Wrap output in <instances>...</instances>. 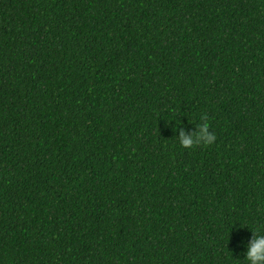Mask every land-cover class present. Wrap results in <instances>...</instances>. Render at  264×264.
I'll list each match as a JSON object with an SVG mask.
<instances>
[{"label":"trees","instance_id":"1","mask_svg":"<svg viewBox=\"0 0 264 264\" xmlns=\"http://www.w3.org/2000/svg\"><path fill=\"white\" fill-rule=\"evenodd\" d=\"M256 230L264 0H0V264H245Z\"/></svg>","mask_w":264,"mask_h":264},{"label":"clouds","instance_id":"2","mask_svg":"<svg viewBox=\"0 0 264 264\" xmlns=\"http://www.w3.org/2000/svg\"><path fill=\"white\" fill-rule=\"evenodd\" d=\"M200 119L202 123L195 132L185 134L183 130H179L176 137L182 148H193L200 144L209 146L215 141V134L209 131L207 115H201ZM243 261L245 264H264V231H251L250 239L245 246Z\"/></svg>","mask_w":264,"mask_h":264}]
</instances>
